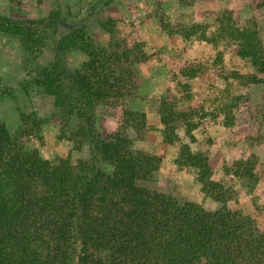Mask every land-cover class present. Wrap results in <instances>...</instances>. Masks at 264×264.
Instances as JSON below:
<instances>
[{
  "label": "rangeland",
  "instance_id": "374dc122",
  "mask_svg": "<svg viewBox=\"0 0 264 264\" xmlns=\"http://www.w3.org/2000/svg\"><path fill=\"white\" fill-rule=\"evenodd\" d=\"M106 15L117 21L116 37L133 52L138 88L121 102L98 105L85 123L69 106L56 104L37 84V74L49 67L63 74L86 60L80 50L62 49L61 40L76 29L107 46L110 33L99 22ZM0 23L35 32L33 51L20 35L0 33V121L16 132L22 114L36 116L42 138L32 136L28 147L53 162L69 157L78 163L93 155L79 127L112 133L123 128L125 109L145 112L143 127L124 128L136 151L161 159L150 186L218 209L221 203L201 190L197 168L178 162L186 158L183 151L198 152L229 195V209L264 231V74L238 55L232 36L236 29L257 30L264 44V0H0ZM191 63L200 70L183 76ZM161 107L177 113L168 128ZM28 126L35 131L31 121ZM170 128L173 143L164 139Z\"/></svg>",
  "mask_w": 264,
  "mask_h": 264
},
{
  "label": "trees",
  "instance_id": "16d2710c",
  "mask_svg": "<svg viewBox=\"0 0 264 264\" xmlns=\"http://www.w3.org/2000/svg\"><path fill=\"white\" fill-rule=\"evenodd\" d=\"M99 22L110 33L107 46L85 28L76 29L61 40L62 49L80 50L86 60L63 74L53 67L37 74V84L81 122L98 105L121 102L138 88L133 52L116 37L117 21L106 15ZM0 33L20 35L33 51L32 29L0 23ZM232 36L238 55L264 74L258 31L236 29ZM199 70L191 63L182 73L194 77ZM162 107L168 128L177 113ZM123 114V128L112 133L79 127L93 155L78 163L69 157L53 162L27 146L32 136L42 138L36 116L22 114L16 132L0 121V264H264V231L253 218L229 209V195L212 178L208 158L186 150L178 162L197 168L201 190L221 203L216 210L150 186L161 159L136 151L124 128L140 129L147 115L126 109ZM170 130L164 139L173 143Z\"/></svg>",
  "mask_w": 264,
  "mask_h": 264
}]
</instances>
